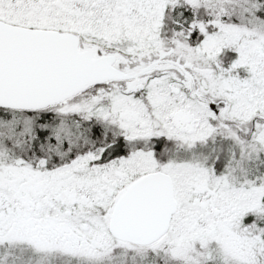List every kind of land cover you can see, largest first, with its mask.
<instances>
[{"label":"snow or ice","instance_id":"6c2138e0","mask_svg":"<svg viewBox=\"0 0 264 264\" xmlns=\"http://www.w3.org/2000/svg\"><path fill=\"white\" fill-rule=\"evenodd\" d=\"M0 264H264V0H0Z\"/></svg>","mask_w":264,"mask_h":264}]
</instances>
